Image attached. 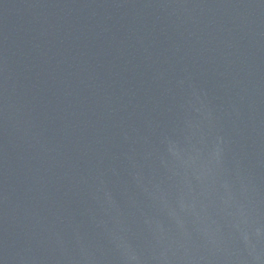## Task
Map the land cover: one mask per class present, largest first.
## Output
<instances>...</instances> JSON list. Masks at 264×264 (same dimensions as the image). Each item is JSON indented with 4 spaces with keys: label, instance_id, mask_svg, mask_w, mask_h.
<instances>
[{
    "label": "water",
    "instance_id": "obj_1",
    "mask_svg": "<svg viewBox=\"0 0 264 264\" xmlns=\"http://www.w3.org/2000/svg\"><path fill=\"white\" fill-rule=\"evenodd\" d=\"M21 264H264V0H91Z\"/></svg>",
    "mask_w": 264,
    "mask_h": 264
}]
</instances>
